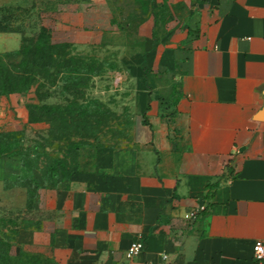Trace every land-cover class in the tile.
I'll use <instances>...</instances> for the list:
<instances>
[{
	"label": "crops",
	"instance_id": "1",
	"mask_svg": "<svg viewBox=\"0 0 264 264\" xmlns=\"http://www.w3.org/2000/svg\"><path fill=\"white\" fill-rule=\"evenodd\" d=\"M150 1L164 17L138 30L127 145L57 188L38 180L31 205L26 186L6 187L21 158L0 156V264H251L264 241V0ZM42 30L55 46L128 43L108 0H0V53ZM29 97L0 98L7 125L26 123ZM135 241L145 250L126 261Z\"/></svg>",
	"mask_w": 264,
	"mask_h": 264
},
{
	"label": "rangeland",
	"instance_id": "2",
	"mask_svg": "<svg viewBox=\"0 0 264 264\" xmlns=\"http://www.w3.org/2000/svg\"><path fill=\"white\" fill-rule=\"evenodd\" d=\"M108 1L113 20L128 37V43L124 37L123 42L117 40L89 49L70 46L56 49V59L46 61L52 72H40L29 93V101L33 102L30 105L64 110L71 103L74 108L69 107V111L73 116L68 119L59 113L35 112L34 119L39 122H32L26 108V123L7 125L6 115L0 110V132H12L23 138V149L38 144L46 146L50 159H63L70 171L91 164L100 149L118 148L129 142L135 111L125 102L130 95L128 84L136 83V79H128L126 73L141 66L133 54L135 47H140L138 30L151 16L164 17L163 13L150 10V0ZM36 40L32 36L24 44L31 46ZM17 52L0 53V71L19 66ZM24 182L29 185L30 178Z\"/></svg>",
	"mask_w": 264,
	"mask_h": 264
},
{
	"label": "trees",
	"instance_id": "3",
	"mask_svg": "<svg viewBox=\"0 0 264 264\" xmlns=\"http://www.w3.org/2000/svg\"><path fill=\"white\" fill-rule=\"evenodd\" d=\"M62 47L64 46L52 45L49 42L45 30L41 31L33 45L28 46L24 44L16 53V56L20 58L19 66L14 69H3L0 71V98L13 94L20 96L29 94L36 84V78L41 75L40 72L44 71L45 74L52 72L53 69L48 67L49 65H47L46 61L49 62L53 58L56 59L55 51ZM63 74L66 75L68 73L65 72ZM69 105L64 110L60 107L48 108L45 105L30 104L26 108L29 111L31 121L39 122V120L34 119L33 114L35 112L41 114L51 112L53 115L59 113L61 116H68V119L71 118L73 113H70L69 109L71 107L74 108V106L72 104L71 106ZM23 144L24 139L15 137L14 133L0 132V156L3 158L20 157L22 161V174L7 181L6 187L11 188L16 185L26 186L30 205L35 202L37 197L39 181L43 182L44 186L48 188H57L60 184L70 180L76 174L86 170L90 165L85 166V168H79L76 171H70L67 163L63 159H50V154L46 151V146L38 144L35 147L23 149ZM41 159H45V161L41 162ZM30 162H32V166H29ZM36 174L39 175V179ZM28 177L30 178L29 185L24 182Z\"/></svg>",
	"mask_w": 264,
	"mask_h": 264
},
{
	"label": "built area",
	"instance_id": "4",
	"mask_svg": "<svg viewBox=\"0 0 264 264\" xmlns=\"http://www.w3.org/2000/svg\"><path fill=\"white\" fill-rule=\"evenodd\" d=\"M206 210L205 206H200L197 209L187 213L185 219L187 221H195L198 217ZM145 250V243L143 241H135L131 243L128 250L126 251V261H132L134 258L141 255ZM167 257L164 256L163 260ZM252 262L251 264H264V241H256L252 246Z\"/></svg>",
	"mask_w": 264,
	"mask_h": 264
}]
</instances>
